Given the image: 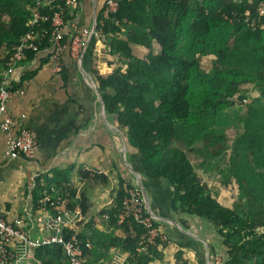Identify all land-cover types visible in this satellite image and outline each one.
Listing matches in <instances>:
<instances>
[{"label":"trees","instance_id":"1","mask_svg":"<svg viewBox=\"0 0 264 264\" xmlns=\"http://www.w3.org/2000/svg\"><path fill=\"white\" fill-rule=\"evenodd\" d=\"M62 2L56 4L62 6ZM33 4L34 0H0V67L7 66L26 31ZM102 8L103 4L96 11L97 34L87 48L88 70L106 117L138 155L144 177L169 183L173 211L212 224L224 247L222 264H264V103L247 96L253 89L264 96V0H117L116 10L106 17ZM63 12L69 21L76 13L66 8ZM37 28L42 33L37 49L24 50L20 64L48 47L47 25ZM131 45L143 47L144 56H134ZM204 56H211L208 70L200 67ZM32 74L21 73L11 88ZM242 99L247 103L242 131L232 139L229 169L212 196L187 153H201L208 146L207 155H217L227 136L213 139L211 128L223 110ZM56 176L53 173L47 186H60ZM92 176L106 180L102 172ZM134 187L120 180L111 207L102 215L128 231L121 238H110V244L128 251L129 263L145 264L158 238L146 243L142 225L118 217L124 197ZM58 190L66 200L52 201L43 209L67 208L80 214L82 197L77 203L71 197L84 195L69 185ZM37 198H33L36 203ZM257 200L254 212L252 202ZM257 227L261 232H256ZM72 232L74 226L65 230L64 238ZM76 235L83 257L89 248L83 235ZM48 248L61 251L60 245L52 244L37 252ZM175 260L185 264L180 263L179 253Z\"/></svg>","mask_w":264,"mask_h":264},{"label":"crops","instance_id":"2","mask_svg":"<svg viewBox=\"0 0 264 264\" xmlns=\"http://www.w3.org/2000/svg\"><path fill=\"white\" fill-rule=\"evenodd\" d=\"M102 4L104 0H79L72 18L77 28L91 26ZM67 24L69 34L71 27ZM87 47L88 43L78 60L65 48L58 73L52 71L46 51L12 68L11 79L16 83L21 73L33 71L18 86L22 93H12L6 107L11 115L23 114V124L36 134L37 148L31 160L5 157L0 131V216L29 229L32 236L49 233L37 221L40 208L33 198L43 191L50 193L53 186H47V180L56 173L60 186L53 187L55 192L69 185L76 194L84 195L71 197L72 203L82 197V211L73 225L88 243L89 252L82 257V264H134L129 263L128 251L110 244V238H121L128 231L112 225L102 215L111 207L114 191L122 180L139 189L144 208L161 234L156 243L154 239V250L148 253L145 264H177L176 253L180 254V263L222 264L225 251L212 224L201 217L173 211L169 183L163 178H145L139 157L127 146L123 132L110 128L114 125L106 116V123L103 121L89 82ZM92 172L104 173L106 180L95 179ZM144 248L145 245L138 252ZM36 259L37 264H67L62 252L52 248L37 252Z\"/></svg>","mask_w":264,"mask_h":264},{"label":"built area","instance_id":"3","mask_svg":"<svg viewBox=\"0 0 264 264\" xmlns=\"http://www.w3.org/2000/svg\"><path fill=\"white\" fill-rule=\"evenodd\" d=\"M60 0H34L30 18L26 22V31L19 37L17 45L10 54V61L0 71V131L4 136L3 155L8 158L22 157L31 160L37 148L35 132L23 124V114L11 115L7 112L6 102L14 92L22 93L17 88L12 89L11 70L20 64L24 58V50H36V42L42 37L38 31L39 24H46L49 33L47 60L51 64L53 72L58 73L62 69L61 54L67 48L70 56L78 60L89 39L97 34L96 20L91 26L77 28L74 20L64 18L63 9L77 11L79 0H63L62 6L56 4ZM117 8V0H104L102 16L106 17ZM49 9L50 12H44ZM70 23L69 34L65 28ZM69 25V24H67ZM50 193L43 191L37 199L40 212L37 221L49 231L43 236H32L29 229L12 222L6 221L0 216V264H37L36 253L40 247L58 244L61 247L63 257L67 264H82V250L80 240L75 232L66 238L65 230L72 227L77 220L74 210L62 208L56 212L43 209L47 203H63L65 200L59 196L53 187ZM107 218L106 214H103ZM120 219L130 218L145 228V239L152 243L155 238H160L153 217L145 210L141 192L138 188L128 190V195L122 201L121 210L118 213ZM88 246V243H86ZM216 259V257H215ZM117 264H122L116 261ZM98 264V263H96Z\"/></svg>","mask_w":264,"mask_h":264},{"label":"rangeland","instance_id":"4","mask_svg":"<svg viewBox=\"0 0 264 264\" xmlns=\"http://www.w3.org/2000/svg\"><path fill=\"white\" fill-rule=\"evenodd\" d=\"M130 47L132 48V54L136 57H142L146 53V50L139 45H131ZM210 58L211 56H204L200 58L199 62L202 70H208ZM120 64L121 67L124 66L123 63ZM89 82L91 85V81ZM247 96L248 99L252 97H258L260 98L261 102L264 103V96L260 95L256 89L251 90ZM245 99H242V103L228 107L223 110V112L219 115L218 120L211 128L210 137L213 136V139L218 137V135L227 136L224 137L225 139L223 149L217 155H207L208 146H205L203 149H201V153H196L194 151L187 153L192 166H194L201 180L207 183V191H209L212 196H215V192H217L218 182L222 177L226 175V172L229 169L231 147L233 144L232 139L242 131L241 118L244 114L245 107L247 105L246 101L248 100L246 99L245 101ZM116 128L119 129L118 127ZM213 142L215 141L211 140V143ZM252 205H254V208L252 210L255 212L258 209L259 201L257 200L254 201V203L252 202ZM255 230L256 232H261L262 229L261 227H257L255 228Z\"/></svg>","mask_w":264,"mask_h":264},{"label":"water","instance_id":"5","mask_svg":"<svg viewBox=\"0 0 264 264\" xmlns=\"http://www.w3.org/2000/svg\"><path fill=\"white\" fill-rule=\"evenodd\" d=\"M95 19H96V16H94V18H93V26H94ZM90 80H91V82H92V88H93V90H94V92H95V94H96L97 100H98V102H99V106H100V110H101V113H102L103 121L106 123V119H105V115H104V106H103L102 98H101V96H100V94H99V91H98V89H97L96 83L94 82V80H93L91 77H90ZM110 128H113V129H115L116 131H118V129H117L116 127H114V126H111ZM139 186H140V184H139ZM140 188H141V187H140ZM141 190H142V189H141Z\"/></svg>","mask_w":264,"mask_h":264}]
</instances>
